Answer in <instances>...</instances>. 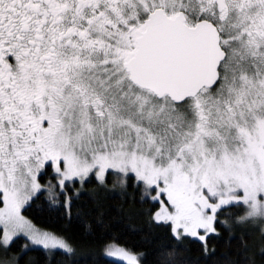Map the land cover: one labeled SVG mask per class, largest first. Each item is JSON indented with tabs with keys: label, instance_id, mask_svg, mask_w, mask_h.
Wrapping results in <instances>:
<instances>
[{
	"label": "snow or ice",
	"instance_id": "obj_1",
	"mask_svg": "<svg viewBox=\"0 0 264 264\" xmlns=\"http://www.w3.org/2000/svg\"><path fill=\"white\" fill-rule=\"evenodd\" d=\"M114 199L166 247L236 243L229 264H256L264 0H0V264H79L60 223L99 239L93 264H145Z\"/></svg>",
	"mask_w": 264,
	"mask_h": 264
},
{
	"label": "trees",
	"instance_id": "obj_2",
	"mask_svg": "<svg viewBox=\"0 0 264 264\" xmlns=\"http://www.w3.org/2000/svg\"><path fill=\"white\" fill-rule=\"evenodd\" d=\"M107 204L111 209V215L119 223L122 241L135 246L138 251L146 253L145 264H229L230 261L239 258L236 243L229 247L224 242H210L208 247L209 249L215 248V253L209 255L203 252L199 244L185 243L179 250H175L174 245L171 248L166 247L169 241L164 238L163 233L159 230L149 229L147 218L140 214V205L130 201L122 203L119 199L110 200ZM28 215L30 218H34L37 226H46L44 224L48 219L46 215L37 213H29ZM56 227L68 228L67 234L73 237L79 246L77 257L79 264H93V260L97 258V254L100 252L99 239L85 235L78 226L60 223ZM249 232V242L255 243L256 264H264V258L258 254L264 245H261L258 234L253 229L249 228ZM18 248L19 245L8 255L14 257ZM21 264H66V261L62 255L46 258L33 252L25 256Z\"/></svg>",
	"mask_w": 264,
	"mask_h": 264
},
{
	"label": "rangeland",
	"instance_id": "obj_3",
	"mask_svg": "<svg viewBox=\"0 0 264 264\" xmlns=\"http://www.w3.org/2000/svg\"><path fill=\"white\" fill-rule=\"evenodd\" d=\"M11 258H12V257H10L9 255L7 256V259L10 260ZM3 259H5L3 253H0V260H3Z\"/></svg>",
	"mask_w": 264,
	"mask_h": 264
}]
</instances>
